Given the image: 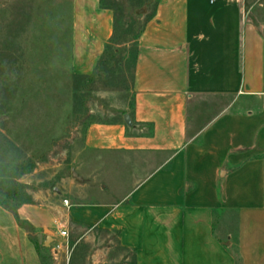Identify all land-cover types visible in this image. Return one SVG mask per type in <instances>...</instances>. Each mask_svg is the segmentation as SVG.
Instances as JSON below:
<instances>
[{
  "label": "crops",
  "instance_id": "crops-1",
  "mask_svg": "<svg viewBox=\"0 0 264 264\" xmlns=\"http://www.w3.org/2000/svg\"><path fill=\"white\" fill-rule=\"evenodd\" d=\"M71 12V70L90 76L114 34V11L71 0ZM143 20L132 125L89 124L78 157L83 174L120 158L132 186L120 194L94 182L116 198L88 201L85 191L51 189V174L23 185L30 201L17 214L44 247L48 232L55 241L74 226L118 233L136 264H264V28L244 0H156ZM74 177L62 183L70 189ZM0 208V264H42Z\"/></svg>",
  "mask_w": 264,
  "mask_h": 264
},
{
  "label": "rangeland",
  "instance_id": "rangeland-1",
  "mask_svg": "<svg viewBox=\"0 0 264 264\" xmlns=\"http://www.w3.org/2000/svg\"><path fill=\"white\" fill-rule=\"evenodd\" d=\"M155 1L108 0L123 28L130 16L142 11L136 14L140 21L134 32L140 31L143 16L153 11ZM244 2L249 18L264 28V0ZM71 17V0H0V89L10 92L0 111L1 202L13 193L14 181H20L21 201L29 202L23 185L41 186L44 182L40 181L50 179L51 174L57 175L49 181L51 189L70 190L72 195L85 191L88 201L116 198L112 184L123 194L134 182L120 158L106 156L90 164L85 174L78 162L89 124L122 121L131 112L133 67L124 60L118 69L116 58L87 92L78 90L79 81L71 77ZM4 136L14 148L6 145ZM72 173L76 181L69 189L61 178L71 181ZM79 176L85 178L84 183L78 181ZM101 180L111 192L101 193L93 186ZM3 213L0 208V222ZM68 235L69 249L55 258L51 245L42 252L47 256L42 264H131V254L118 247L113 233L72 226Z\"/></svg>",
  "mask_w": 264,
  "mask_h": 264
},
{
  "label": "trees",
  "instance_id": "trees-1",
  "mask_svg": "<svg viewBox=\"0 0 264 264\" xmlns=\"http://www.w3.org/2000/svg\"><path fill=\"white\" fill-rule=\"evenodd\" d=\"M102 7L111 9L114 11L113 4L109 3L108 0H101ZM114 34L112 36V39L110 40L109 44L106 46L105 53L103 57L101 58L95 72L90 76H79L72 73L71 77L73 80L79 81V89L81 92H87L88 88L90 86H94L95 83L102 79L104 77L105 71L111 66V63L114 61V59L119 58L118 65H115L118 69L122 68L123 61L125 60L127 63L130 62L133 67V75H132V82L134 80V70L135 65L138 57V45L137 40L142 32L143 25L140 28L139 32H134V28L137 24H139V18L136 14L130 16L128 22L125 24V27H121L119 17L114 11ZM127 46H130V50L128 51ZM121 49H117V48ZM117 64V63H115ZM0 111L6 107V102L10 98V92L6 89H0ZM3 141L6 142V145L9 146V148H14L11 141L7 137H2ZM8 150V147H7ZM6 150V152H8ZM8 153H6L7 155ZM4 162L5 158L3 159ZM13 162L14 160H10ZM20 167V166H19ZM21 169V167H20ZM18 183L16 181L13 182V193L8 197L7 202H1L0 201V207H2L4 210L12 213L18 223V226L29 234L31 242L34 244L36 251L42 261L47 259V256L43 254L42 252H47V248L40 245L37 240L34 238V228L32 225L26 221H22L17 211L18 209L24 204V202L21 201V198H23V194L19 192ZM106 232V231H105ZM110 233V232H106ZM116 238L118 237V233H114ZM122 251L128 252L132 256L131 264H136L135 260V252L134 251H128L125 249L120 248Z\"/></svg>",
  "mask_w": 264,
  "mask_h": 264
},
{
  "label": "built area",
  "instance_id": "built-area-1",
  "mask_svg": "<svg viewBox=\"0 0 264 264\" xmlns=\"http://www.w3.org/2000/svg\"><path fill=\"white\" fill-rule=\"evenodd\" d=\"M211 2H214V0H211ZM68 232L67 230H62L59 233V238L56 239L52 244V253L57 258L58 255H60L65 250L69 249L68 246Z\"/></svg>",
  "mask_w": 264,
  "mask_h": 264
},
{
  "label": "water",
  "instance_id": "water-1",
  "mask_svg": "<svg viewBox=\"0 0 264 264\" xmlns=\"http://www.w3.org/2000/svg\"><path fill=\"white\" fill-rule=\"evenodd\" d=\"M142 13V11H137L136 12V14L137 15H139V14H141ZM124 120H125V123L127 124V125H132V123H131V120H130V116L129 115H125L124 116ZM74 176H76L75 174H74ZM54 242V239H53V234L51 233V232H48V239H47V241H46V243H45V247L46 248H49L51 245H52V243Z\"/></svg>",
  "mask_w": 264,
  "mask_h": 264
}]
</instances>
